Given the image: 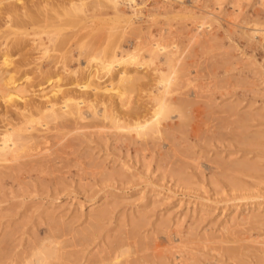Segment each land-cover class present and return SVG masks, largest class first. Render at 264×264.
I'll return each mask as SVG.
<instances>
[{"label": "rangeland", "instance_id": "374dc122", "mask_svg": "<svg viewBox=\"0 0 264 264\" xmlns=\"http://www.w3.org/2000/svg\"><path fill=\"white\" fill-rule=\"evenodd\" d=\"M65 1L0 0L20 75L39 59L70 88L103 58L140 64L83 119L38 125L40 165L0 166V264H264V0Z\"/></svg>", "mask_w": 264, "mask_h": 264}, {"label": "bare ground", "instance_id": "6f19581e", "mask_svg": "<svg viewBox=\"0 0 264 264\" xmlns=\"http://www.w3.org/2000/svg\"><path fill=\"white\" fill-rule=\"evenodd\" d=\"M61 1L63 2L65 0H61ZM75 1L76 0H66L65 2L66 3L69 2L70 3V4L68 3L69 5L72 6V4H73L74 6H72V7H75V6H77ZM116 1H118V0H116ZM125 1H127V0H125ZM128 1L131 2L132 0H128ZM44 4H47V2L45 1ZM16 5H17V3H16ZM8 9L10 10V6ZM14 11L16 12V10H14ZM7 15H8V13H7ZM9 19H10V17H9ZM20 19H22V18H20ZM17 21H15V23H18ZM9 22H8V20H6V18L5 19L1 18L0 19V27L2 25H3V27L0 29H3L5 24L8 25L7 23H9ZM5 29H6V27H5ZM17 32L18 33L13 32L14 34L12 33V35H9L11 33L4 34L2 32V34H4V35H0V166H5V167L9 168V170L11 172L14 171L13 169L19 170V169H25L28 166L33 167L32 166L33 161H34V164L36 161L37 165H40V164H38V162L40 163L41 159L42 160L44 159L43 157L45 155H43V157H42L41 153L45 149V143L47 142V137H48V136H46L48 134H44L43 128L48 127L47 129L50 130L49 127H53L51 125H54V127L56 128L62 122H64V123L66 122V124L69 126L70 124L73 123V121L81 119L83 116V113H82L83 111L80 109V105H79L80 103H82L86 99H88L87 101H90L91 99L94 100L96 98L100 99L101 98L100 97L101 92L108 90V89L115 88L114 85H116V82H115V84H113L111 82H106V79L103 78L104 76H106V78H108V76L110 77V75L115 73L117 83L122 84L124 81L128 80V79H126L125 70H123V67H122L123 64H125V63L137 64L134 62L136 57H135V59H133L134 57H132L133 54H131V53L130 54L127 53L125 56H121V57L113 56L112 59L103 58L99 62L100 63L99 65H101V67H102L101 71H102V73L104 72L103 74L98 76V73H97L98 69L96 67L95 68L97 70L95 69V71H92L90 68L87 67V71L85 74L86 75V78H85L86 83L85 84L84 83H83V85H79V84L74 85L73 84L74 87L72 86L70 88H67L69 86H66V88L65 87L63 88L61 86L62 84H60L59 82H60V79L62 80L61 77H63L64 70H61V69L59 70L60 66L58 67L56 65L57 61L51 62L48 59V64L52 63L51 64V66H52L51 70L52 69H53V71L59 70L56 72V74L54 73L51 75V74H49V70H47L46 68L45 69L43 68L44 63H42V61L37 58L38 60H36V62L33 59L34 60L33 63H35V67L34 66H32V67H34L36 69L35 71L38 73L37 75L40 77V79L38 78L39 80L37 82L35 81V84L33 85L34 82L29 80V77L24 76L25 73H22L21 75L19 73V72H21V70L19 68H21L23 70L24 65L27 66L29 63L32 62V60L30 58L28 59L25 57L20 59V56H18V58L16 56L11 57V53H10L11 48L17 46L21 42V36L24 37V34H25V33H22L21 31H17ZM24 32H26V31H24ZM49 33H51V32H49ZM47 35H50V34H47ZM56 35H57V33H56ZM72 35L73 34H71V36ZM75 35H73V36H75ZM54 36L52 38H50L52 40L51 42H53V40L58 39V37L56 39V38H54ZM61 36H62V38H64L63 34H61ZM67 36H68V34H67ZM77 37H74V38H77ZM25 38H27V40H28V37L25 36ZM62 38L59 39L60 44H61ZM78 39H79V37H78ZM23 40H26V39H23ZM66 41H67V38H66ZM62 43H64V42H62ZM38 44L39 43H37V45ZM34 46H35V44H34ZM159 47L160 48H158V49H161L162 46L159 45ZM43 48H44V50L49 49L46 46H44ZM148 48H149L150 52L154 51L153 47L148 46ZM68 52H69V49H68ZM51 55H53L54 58L58 56V54L56 56L54 53ZM51 55L49 57L51 58V60H53ZM89 55L91 56L92 54H89ZM114 55H116V54H114ZM90 56H89V59H86L87 61L85 60L86 61L85 64H87V62L91 59ZM86 57H87V55H86ZM91 57H92L91 60L97 58L96 55L95 56L92 55ZM64 58H62V60H64ZM59 64H61V63H59ZM139 64H137L136 66H139ZM21 65H23V67ZM63 65L65 66V64H63ZM64 66H62V69ZM84 66H86V65H84ZM71 72H73V71H71ZM17 73H19L20 76ZM50 73H51V71H50ZM59 74L61 76H58ZM160 74L161 73H159V75ZM15 75H18L19 77L17 78ZM37 75H36V78L38 77ZM22 77H24L23 81L16 82V81H18V79H21ZM31 77L34 78V74ZM160 77H162V74L160 75ZM28 81L29 82L31 81L32 84H30ZM78 82L79 81H77V83ZM104 82H106V83H104ZM51 83H53V84L49 87V89L45 90V88L47 87L46 85L47 84L50 85ZM118 84H117L118 87H116L115 90H117V88L119 89ZM79 91L80 92L84 91L85 94L83 93L84 95L80 96V94L78 93ZM75 92H77V93H75ZM89 98H91V99H89ZM92 103L89 102L90 105ZM155 105H157V106L154 107L153 109H154V111H157V112L155 114H152L153 115V116L151 115L152 117H154V115L158 114L159 111L160 112L163 111L162 109L165 107L164 103L160 100H158L155 103ZM92 114H95V113H92ZM149 119L146 118L145 120L144 119L142 120L143 124L142 123L141 124L144 127L139 126V125H137V126L146 129L145 126H149L151 124V122H153V121H151L149 124L148 123L150 121ZM43 121H45V123L46 122L48 123V121H51L52 123L50 122L49 126H45L44 125L45 123ZM67 122H72V123L68 124ZM39 124L44 125L45 127H43V126L39 127L38 126ZM155 124H153V126ZM151 126L149 128L150 129L152 128L155 130V128H153V126L152 127ZM55 128H53V130ZM47 129H46V131L49 132ZM57 129H58V127H57ZM59 130L61 131V127L59 128ZM144 131H146V130H144ZM55 133H57V132H55ZM50 134H52V133H50ZM50 134H49V136H50ZM62 134H63V131H62ZM49 138H54V137H49ZM49 138H48V140H49ZM51 142H52V139H51ZM51 142L49 141V143H51ZM53 142H56V141H53ZM58 144H59V142H58ZM53 145H54V143H53ZM46 149H47V146H46ZM47 158L48 157H46L45 159H47ZM49 159L50 158H48V160ZM51 159L53 160V158H51ZM45 162L46 161H44V164H45ZM8 173L10 174V172H8ZM37 260H38V264H44L45 263L44 257H39V259H37Z\"/></svg>", "mask_w": 264, "mask_h": 264}]
</instances>
